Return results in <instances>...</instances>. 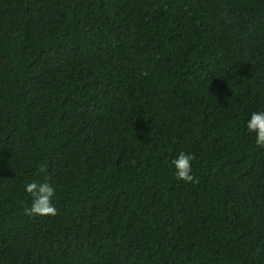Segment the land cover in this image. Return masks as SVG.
Here are the masks:
<instances>
[{
    "label": "trees",
    "instance_id": "trees-1",
    "mask_svg": "<svg viewBox=\"0 0 264 264\" xmlns=\"http://www.w3.org/2000/svg\"><path fill=\"white\" fill-rule=\"evenodd\" d=\"M259 111L264 0H0V264H264Z\"/></svg>",
    "mask_w": 264,
    "mask_h": 264
},
{
    "label": "clouds",
    "instance_id": "clouds-1",
    "mask_svg": "<svg viewBox=\"0 0 264 264\" xmlns=\"http://www.w3.org/2000/svg\"><path fill=\"white\" fill-rule=\"evenodd\" d=\"M247 129L249 132L255 133L257 146L264 148V111L251 113L247 122ZM194 159V155L181 152L171 161L178 179L187 183H198V180L192 174V161ZM131 163L135 165L136 161L133 160ZM25 190L32 197L31 207L25 209L27 215L55 216L58 214L52 203L56 190L49 182L38 183L32 181L26 185Z\"/></svg>",
    "mask_w": 264,
    "mask_h": 264
}]
</instances>
